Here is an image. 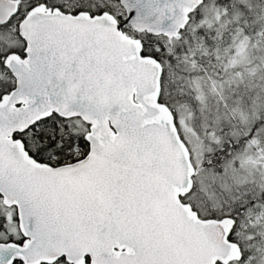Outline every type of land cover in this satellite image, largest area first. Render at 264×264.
Listing matches in <instances>:
<instances>
[{
	"label": "snow or ice",
	"instance_id": "1",
	"mask_svg": "<svg viewBox=\"0 0 264 264\" xmlns=\"http://www.w3.org/2000/svg\"><path fill=\"white\" fill-rule=\"evenodd\" d=\"M0 264H264V0H0Z\"/></svg>",
	"mask_w": 264,
	"mask_h": 264
}]
</instances>
